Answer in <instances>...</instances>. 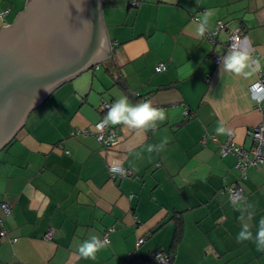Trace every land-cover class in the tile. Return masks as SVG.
<instances>
[{"label":"crops","instance_id":"0c3cea01","mask_svg":"<svg viewBox=\"0 0 264 264\" xmlns=\"http://www.w3.org/2000/svg\"><path fill=\"white\" fill-rule=\"evenodd\" d=\"M26 1L0 0V28ZM131 1L102 0L110 55L57 87L0 149V204L11 206L0 264H158L151 256L158 249L173 253L172 264H264L255 240L264 163L241 178L237 157L220 146L232 137L250 148L248 130L264 121L250 93L259 74L245 78L214 61L231 49L229 29L239 27L251 60L255 54L264 68V0ZM206 13L209 28L218 20L229 27L214 40L193 30L194 17ZM160 63L166 70L156 71ZM121 96L149 102L165 119L154 128L109 124L119 137L105 148L93 134L108 112L100 105ZM221 124L231 134L218 135ZM206 134L216 140L204 143ZM110 164L133 175L111 177ZM234 183L244 190L242 207L225 190ZM242 223L252 233L247 241L237 239ZM108 229L95 259L78 253L79 243Z\"/></svg>","mask_w":264,"mask_h":264},{"label":"water","instance_id":"95a60500","mask_svg":"<svg viewBox=\"0 0 264 264\" xmlns=\"http://www.w3.org/2000/svg\"><path fill=\"white\" fill-rule=\"evenodd\" d=\"M109 55L102 0H27L0 28V149L57 87Z\"/></svg>","mask_w":264,"mask_h":264},{"label":"built area","instance_id":"2783aa9c","mask_svg":"<svg viewBox=\"0 0 264 264\" xmlns=\"http://www.w3.org/2000/svg\"><path fill=\"white\" fill-rule=\"evenodd\" d=\"M132 5L138 6L140 4L139 0H132ZM198 16H195L194 19L198 21ZM222 29H229L226 23H224L222 20H218L214 28H208V30L204 33V36H207L214 40V37L218 34L219 31ZM230 34L229 38L226 42L227 46L231 48L234 44H239L242 42V29L241 28H235V29H229ZM222 57L221 55H217L214 58V61L216 63H219L221 61ZM252 59L254 61H257L256 55L252 54ZM255 65V63H254ZM256 67V65H255ZM166 70V64L160 63L156 67V71H164ZM258 79L255 83H253L250 86V93L252 95V89L256 85H264V68L261 66L258 70ZM112 102L110 101H103L100 105V111L107 112L110 107L112 106ZM258 108L262 111L264 114V102L258 103ZM185 115H189V111H185ZM103 119L98 121L95 126L102 122ZM150 128H154V125L151 124ZM77 133H84V134H91L92 131L90 129H74L72 131V135H75ZM95 137L97 138L98 142L105 148L111 147L117 140H118V129L116 127H112L109 124L105 125L102 131H95L93 133ZM248 136L250 137V140L252 142L250 148H245L244 146L237 144L232 137H229L226 141L223 143H220L221 146V153L223 155H226L228 153H232L237 157L236 161V168L239 172V176L241 178L246 177V171L249 167H257L260 164L264 163V121L259 123L258 125L251 127L248 130ZM211 138L212 140H216V138L213 135H204L203 142L207 143V139ZM109 172L111 177H130L133 175V172L121 165L118 164H110L109 165ZM225 190L229 194V197L231 200H233L237 195L242 197L244 196V190L243 188L234 183L228 185ZM11 212V206L9 202L2 201L0 204V235L2 237L7 236V230L4 227V215H7ZM110 230L108 229L102 239H100L101 245L109 243L110 241ZM53 236V229H49L46 234L44 235L45 239H52ZM146 237H140L136 242V247H139L144 241ZM13 241H16V238L12 239ZM152 259H154L158 264H172L173 260V253L164 251L161 249H158L156 251H153L151 253Z\"/></svg>","mask_w":264,"mask_h":264},{"label":"clouds","instance_id":"9594fccd","mask_svg":"<svg viewBox=\"0 0 264 264\" xmlns=\"http://www.w3.org/2000/svg\"><path fill=\"white\" fill-rule=\"evenodd\" d=\"M210 17L211 13H206L199 17L197 22H194L193 30L197 35L202 36L208 30L211 22ZM221 63L224 71L241 75L245 78L254 77V74L260 67L259 60H251V49L246 40L242 43L234 44L227 54L222 56ZM254 63L256 67H253ZM252 99L257 103L264 102V85H256L253 87ZM164 119V111L154 108L149 102L132 104L127 97L121 96L112 104L103 121L96 125V130L102 131L105 125L108 124H124L130 128H143L151 125L155 121H162ZM216 133L218 135L231 134L222 124L217 127ZM242 199V197L237 195L232 200L233 205L242 207ZM251 238L252 233L249 231V225L242 223L237 239L247 241ZM255 240L258 247L264 249V219L259 222ZM100 247V240L96 236H91L90 239L79 243L78 253L86 259H95V255Z\"/></svg>","mask_w":264,"mask_h":264},{"label":"rangeland","instance_id":"374dc122","mask_svg":"<svg viewBox=\"0 0 264 264\" xmlns=\"http://www.w3.org/2000/svg\"><path fill=\"white\" fill-rule=\"evenodd\" d=\"M102 65H103V64H102ZM102 65H101V66H102Z\"/></svg>","mask_w":264,"mask_h":264}]
</instances>
